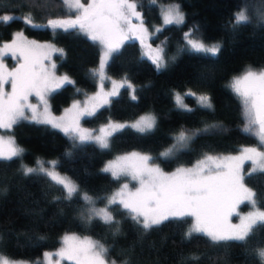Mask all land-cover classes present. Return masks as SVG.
<instances>
[{"label":"trees","instance_id":"obj_1","mask_svg":"<svg viewBox=\"0 0 264 264\" xmlns=\"http://www.w3.org/2000/svg\"><path fill=\"white\" fill-rule=\"evenodd\" d=\"M87 3L88 0H82ZM137 10L143 14L146 25L152 32L161 21L160 6L166 2H178L185 13L186 23L182 26H164L151 38L152 46H163L167 66L157 72L151 61L141 59L143 47L138 40H128L122 45L106 66L112 78H126L134 86L136 100L131 99L132 90L121 88L111 103L101 108L95 116L82 119V123L96 128L107 121H128L140 115L152 113L157 117L158 126L153 133L138 134L134 129H125L111 140L109 149L101 150L94 144L77 149L75 157L68 160L63 153L69 146L68 138L58 129L34 122H21L10 135L23 149V163L32 166L37 158L59 159V171L68 174L80 186L81 193L92 197H106L119 184L110 175H101L100 169L111 158L130 151L153 156L170 146L168 134L185 125L188 128H202L204 123H223L229 131L200 137L193 145L195 151L185 152L170 162L156 160L155 163L165 171L180 166H192L201 158L202 152L209 154L236 153L241 147L257 145L258 139L242 133L244 118L240 99L228 87L233 76L248 66L264 67V25L255 19L246 26L233 31L228 25L233 14L247 4L248 9L256 5L264 7V0H136ZM25 0H0V15L24 16L29 8ZM29 7L37 9L34 22H46L49 15L65 16L68 12L60 0H29ZM198 25L199 28L194 29ZM204 42H218L222 45L217 58H204L187 51L181 52L184 33ZM37 41H52L64 50V57L55 56L57 72L66 73L75 85L52 93L50 104L52 112L59 114L65 106L76 99H82L95 90L97 82L86 75L98 65L101 49L96 43L87 40L75 31L56 33L47 29L27 28L22 20L0 21V42H6L17 31ZM175 57V59H171ZM79 90V91H78ZM193 91L207 93L212 98L214 112L197 110L195 114L184 113L176 107L175 92ZM191 108H196L195 99L186 96ZM250 162L244 165V172L250 170ZM19 162L0 161V255L12 260L35 261L44 251L59 247L63 234L74 232L100 240L109 247V258L121 264L128 259L130 264H180V257L192 253L200 255L198 261L187 264H261L254 254L249 256L243 246L233 243L228 255L221 249L208 246L202 238L192 242L183 241L182 233L187 224L177 222L165 224L158 230L138 237L130 221L122 223L123 235L113 238L108 230L94 221L92 225L81 224L78 208L82 206L79 197L71 204L53 203V197L61 196L57 186L49 187L45 180L22 179L17 170ZM245 183L252 188L258 199L264 198V173H256L246 178ZM4 189H7L4 191ZM82 196V194H81ZM97 206L104 205L98 202ZM264 209V199H261ZM248 208V205H243ZM63 209L61 214L60 210ZM116 219H121L113 212ZM44 237V240H38ZM252 247H264V230L251 241ZM39 264H41L39 262ZM60 264H74L62 262Z\"/></svg>","mask_w":264,"mask_h":264},{"label":"snow or ice","instance_id":"obj_2","mask_svg":"<svg viewBox=\"0 0 264 264\" xmlns=\"http://www.w3.org/2000/svg\"><path fill=\"white\" fill-rule=\"evenodd\" d=\"M62 6L69 11L65 16L49 15L46 22L37 23V9L29 7L22 17L0 15V21L9 22L22 20L30 29H47L53 33L75 31L82 34L100 46L98 69H90L86 75L98 81V91L87 97L83 102L75 101L71 108L65 109V115L56 117L49 110L47 97L49 94L65 87L75 85V81L67 74L57 75V64L52 54L59 53L64 57V50L53 43H39L28 40L23 31H16L10 41L0 44V130H12L21 122H34L60 130L69 140V146L63 157L71 160L77 149H83L88 144H94L99 149L111 147V140L125 129H134L138 134H150L158 126L154 114H145L134 123H109L98 130H90L81 126V119L92 117L111 103V98L119 95L121 88L132 89L131 99L136 100L135 89L125 78L122 82L111 80L112 89L104 91L106 66L120 52L125 41L136 39L147 51L142 52L160 72L167 63L163 48L152 49L145 41L151 38L145 25L143 14L137 10L136 0H60ZM138 21L134 23L133 20ZM164 26H182L186 23L185 13L180 5H169L162 10ZM256 22L264 25V12L257 13ZM252 23L245 4L233 14L228 25L233 31L241 26ZM199 26H194L198 30ZM162 29H156V32ZM189 32L184 33V43L181 52L202 55L204 58H217L221 51L220 43L206 44L203 40H193ZM11 56L16 66L9 69L4 62ZM171 59H175L172 57ZM48 63H45V62ZM10 86V91L5 86ZM228 87L240 99L244 118L242 133L259 139V146L242 147L237 155H212L202 152L191 167L180 166L172 172H165L156 160L170 162L178 159L185 152L195 151L193 145L200 137L223 134L229 129L223 123H204L202 128H180L168 134L171 144L157 155L130 152L117 156L100 169L101 175H110L115 181L130 178L136 181L135 190L128 183L110 196L92 197L87 193L81 196L80 186L70 178L61 175L56 169L62 166L61 160L46 161L37 158L32 166L23 163L25 149L16 144L14 135H0V161L19 162L17 170L22 179L45 180L49 187L57 186L61 196L53 197V203L71 204L74 197H79L82 206L78 208V219L81 224L92 225L100 222L115 238L123 235L122 223L130 221L138 237L153 230H158L165 224L177 222L187 224L182 233L184 242L190 243L199 237L210 247L221 249L228 255V249L237 243L244 248L246 255H255L264 264V247H252L251 241L258 232L264 230V209L257 193L245 183L246 178H252L256 173H264V67L255 69L248 66L241 75L234 76ZM79 91V90H78ZM187 96L196 97V108H189L183 103L180 93L174 94L176 107L184 113L195 114L197 110L214 112L212 98L207 93H197L189 90ZM35 96L40 104H33L30 97ZM42 108V110H40ZM97 131L99 134H97ZM246 161L251 162L250 170L245 173ZM7 189H4L6 191ZM98 202L104 203L103 208H97ZM247 204L252 210L242 214L240 206ZM61 214L63 209L60 210ZM115 212L121 217L116 219ZM236 216L237 223L231 218ZM3 237H0L2 241ZM44 240V237H38ZM62 247L55 253H44L45 258L53 255L60 260L75 261V264H117L109 258V247L100 240L91 237L81 239L75 234H65L62 237ZM195 253L182 255L180 264L200 260ZM57 260L55 264H60ZM0 264H17L7 258L0 259ZM27 264V262H19ZM39 264V262H33ZM121 264H130L125 259ZM227 264V261H225Z\"/></svg>","mask_w":264,"mask_h":264},{"label":"rangeland","instance_id":"obj_3","mask_svg":"<svg viewBox=\"0 0 264 264\" xmlns=\"http://www.w3.org/2000/svg\"><path fill=\"white\" fill-rule=\"evenodd\" d=\"M83 2V1H82ZM84 3V2H83ZM175 4H178V2H166V4H163V5H161L160 6V14H161V21H160V23H158L157 24V26H156V29H161L162 27H164V25H163V19H162V10L163 9H165L167 6H169V5H175ZM69 11V10H68ZM259 12H264V7L263 6H260V5H256V6H254V7H251V9L249 10L248 9V13H249V15L252 17V19H255L256 20V16H257V13H259ZM133 22L134 23H138V21H136L135 19L133 20ZM145 25H146V23H145ZM147 27H148V25H146ZM148 29H149V32L150 33H154V34H156V29H155V31L154 32H152L151 30H150V28L148 27ZM17 31H20V30H17ZM154 36V35H153ZM152 36V37H153ZM151 37V38H152ZM151 38H149L148 40H146L145 41V43L146 44H151L150 42H151ZM191 38V37H190ZM12 39V38H11ZM11 39H9V40H7V41H10ZM27 39L28 40H35V39H33V38H30V37H27ZM191 39H193V40H198V39H195V38H191ZM135 40V39H134ZM199 40H201V39H199ZM6 41V42H7ZM35 41H37V40H35ZM139 41V40H138ZM37 42H39V43H53L51 40L50 41H45V40H39V41H37ZM125 43V42H124ZM140 43V42H139ZM206 44H209V45H211V44H214V43H218V42H210V43H207V42H205ZM0 44H2V42H0ZM54 44V43H53ZM55 45V44H54ZM56 46V45H55ZM152 46V45H151ZM57 47V46H56ZM100 47V46H99ZM141 47H143V52H145V51H147V49L144 47V46H142L141 45ZM157 48H163V50H164V58H165V61H166V63H167V59H166V56H165V48L163 47V46H157V47H155V46H152V49H157ZM101 49V48H100ZM101 52H102V49H101ZM57 54H59V53H53L52 54V58H53V61H55V63L57 64V61H56V59H55V56L57 55ZM146 57V56H145ZM6 64H7V66H8V68L9 69H11V68H13V67H15L16 66V61L14 60V59H12L11 58V56H8V57H6L5 58V61H4ZM45 63H48L47 61L45 62ZM98 64H99V62H98ZM255 69H259V68H256V67H254ZM95 69H98V65L95 67ZM246 69V68H245ZM244 69V70H245ZM243 70V71H244ZM243 71L241 72V73H239V74H237V75H235V76H239V75H241L242 73H243ZM56 74L57 75H63V74H66V73H59V72H57V70H56ZM105 75H106V77H108L109 79L108 80H106L105 81V85H104V91L105 92H107V91H110L111 89H112V84H111V80H114V81H117L118 83L119 82H122L125 78H112V77H110L108 74H107V70L105 69ZM69 76V75H68ZM70 77V76H69ZM234 77V76H233ZM232 80V79H231ZM127 81L128 82H130L128 79H127ZM131 83V82H130ZM131 85L133 86V84L131 83ZM134 87V86H133ZM5 89L6 90H8V91H10V86L9 85H6L5 86ZM99 89H98V82H97V86H96V88H95V90L93 91V92H91V93H88L87 95H85L84 96V98H82V99H76V100H74V101H72L71 102V104H69V105H67V106H65L64 107V109L59 113V114H54L53 112H52V108H51V104H50V97H51V95H52V93L51 94H49L48 95V97H47V100H48V105H49V110H50V112H51V114L52 115H54V116H56V117H60V116H64L65 115V109H68V108H71V106H72V104L75 102V101H77V100H79V101H81V102H83L84 100H86L87 99V97H89V96H92V95H94L97 91H98ZM130 90H132V89H130ZM120 91V90H119ZM188 91H186V92H180V94L184 97V99H183V103L185 104V105H187L189 108H191L190 107V105L186 102V93H187ZM193 92V91H192ZM133 93V92H132ZM175 93H179V92H175ZM197 95H199V94H197ZM190 97H192V98H194L195 99V102H196V97H193V96H190ZM30 101H31V103H33V104H40V101H39V99L37 98V97H35V96H32V97H30ZM241 102V101H240ZM242 106V105H241ZM40 110H42V108L40 109ZM152 114V113H151ZM143 115H145V114H143ZM140 116H142V115H140ZM139 116V117H140ZM242 117H243V115H242ZM83 119V118H82ZM82 119H81V121H80V123H81V126L83 127V128H86V129H90V130H98V129H100L101 127H103V126H105V125H107L108 123H109V121H112V120H109V121H107V123H105V124H101V125H99L98 127H96L95 129L94 128H91V127H89L88 125H84L83 123H82ZM139 118H137V119H135V120H128V121H121V120H117V121H112V122H115V123H134L136 120H138ZM97 134H99L98 133V131H97ZM0 135H5V136H8V135H10V133H9V131L8 130H0ZM252 136V135H251ZM254 138H256V139H258V137H255V136H253ZM17 144V143H16ZM18 145V144H17ZM19 146V145H18ZM252 146H259V139H258V144L257 145H247V146H243V147H252ZM242 148V147H241ZM240 148V149H241ZM130 152H133V151H130ZM130 152H126V153H119V155H116L115 157H113V158H111V159H109L108 161H110V160H114L117 156H120V155H124V154H127V153H130ZM137 152V151H136ZM140 153H142V152H140ZM142 154H146V153H142ZM237 154H239V151H237L236 153H226V154H222V155H237ZM215 155H221V154H215ZM44 160H46V161H52V160H56V159H44ZM107 161V162H108ZM247 162H250V161H246L245 162V164L247 163ZM251 163V162H250ZM244 164V165H245ZM104 166V165H103ZM184 167H191V166H184ZM250 168H251V164H250ZM176 169V168H175ZM175 169H173L172 171H174ZM57 171H59V169L57 168L56 169ZM243 170H244V168H243ZM165 171V170H164ZM172 171H165V172H172ZM60 173H61V175H64V176H66V177H68V178H70L71 180H73V178H71L68 174H65V173H63V172H61V171H59ZM74 181V180H73ZM75 182V181H74ZM76 183V182H75ZM124 183H128L129 184V188L131 189V190H135V188L136 187H138L139 185H138V183L136 182V181H131L130 180V178H122L121 180H119V184H118V186H117V188L115 189V190H113L108 196H110V195H112L113 193H115L116 191H118L119 189H120V187H121V185H123ZM82 195L84 194V192H82L81 193ZM91 196V195H90ZM245 205H247V204H245ZM105 205H100V206H97L96 205V207L97 208H103ZM252 209L248 206V208H243V205L242 206H240V208H239V211L242 213V214H245V213H247V212H249V211H251ZM231 220H232V222L233 223H237L238 222V218L236 217V216H233L232 218H231ZM65 234H75V235H77V236H79L81 239H83L84 237H89V236H84V235H79V234H77V233H74V232H69V233H65ZM65 234H63L62 236H61V238H60V244H59V247L58 248H56V249H54V250H49V251H44L43 253H42V256H40L37 260H35V261H30V260H22V259H17V260H12V259H10V258H8V257H5V256H2V255H0V259H2V258H7V259H9L10 261H15V262H17V264H19V262H27V264H33V262H40L41 264H55V262L57 261V260H60V258L59 257H57V256H55V255H53L52 257H50V258H45L44 257V253H55V252H57L63 245H62V237L65 235ZM92 238V237H91ZM92 239H94V238H92ZM95 240V239H94ZM64 261H66V262H69V263H74L75 264V261H68V260H60V263H62V262H64ZM118 264V263H117Z\"/></svg>","mask_w":264,"mask_h":264}]
</instances>
